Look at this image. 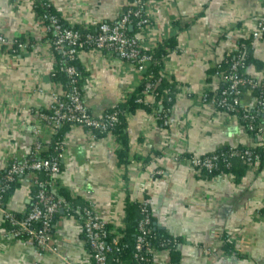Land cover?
<instances>
[{
  "label": "crops",
  "instance_id": "1",
  "mask_svg": "<svg viewBox=\"0 0 264 264\" xmlns=\"http://www.w3.org/2000/svg\"><path fill=\"white\" fill-rule=\"evenodd\" d=\"M48 4L69 28L97 30L124 13L128 0H0V37L19 40L25 49L0 45V172L26 159L39 142L46 151L56 129L45 117L54 96L67 91L52 74L58 54L48 38L39 6ZM151 20L141 36L144 51L175 41L159 61L165 82L149 108L125 114L124 150L112 132L92 137L88 130L67 126L62 136V170L55 189L63 188L76 205H87L113 230L123 229L126 206L146 202L156 229L178 239L179 264H264V168L248 169L240 180L231 174L200 176L191 158L231 147L264 145V113L257 132L249 133L237 116L217 109L212 97L224 79L218 65L264 23V0H146ZM262 70L249 66L252 82L264 78V34L251 46ZM81 93L89 113L100 118L116 109L140 86L142 75L112 52L79 51ZM173 103L168 110L163 101ZM253 88L243 90L244 112L256 109ZM167 113V123L160 114ZM124 162V159H123ZM32 175L21 177L5 210L24 214L32 202ZM52 190L54 188L52 186ZM47 247L39 252L30 239L14 238L0 218V264H88L82 226L64 210ZM230 247L229 250L223 246ZM153 264H170L169 252L158 251Z\"/></svg>",
  "mask_w": 264,
  "mask_h": 264
},
{
  "label": "built area",
  "instance_id": "2",
  "mask_svg": "<svg viewBox=\"0 0 264 264\" xmlns=\"http://www.w3.org/2000/svg\"><path fill=\"white\" fill-rule=\"evenodd\" d=\"M47 9H50L48 4H45ZM146 0H131L127 9L118 18L111 23H100L97 27V32L93 34L82 35L78 31L65 29L60 24L58 19L46 12L42 17L46 23L45 28L48 34L51 35V44L62 54V58L72 62L78 58V53L82 49H87L92 52H112L117 54L122 60L131 64L136 70L142 74L145 73L146 67L152 62V56L146 53L141 47V36L144 30L151 25V20L146 13ZM136 29V33L132 36L129 31ZM264 34V23L258 24L257 30L253 33L254 40H259ZM0 45L10 46L13 52L15 46L17 50L25 49L23 43L16 41L8 42L5 38L0 37ZM244 68L243 63L234 62L227 75H224V82L227 87L221 92L220 99H210L217 109H224L226 113L232 112L240 105V96L242 88L246 85L255 88L256 84L252 81L243 78L239 71ZM69 79V88L62 96H54L48 108V115L45 119L50 122L56 129L62 128L64 125L81 127L86 130L96 131L100 134L108 132L118 123V115L116 112L105 113L100 118L93 117L84 106L82 101L81 89L77 82L79 74L74 66L64 68ZM155 84L146 82L144 89L148 95H154ZM230 97V100H228ZM207 95L204 96V102H207ZM140 102V101H139ZM257 112L254 115H246L250 125L249 130L253 129V122L256 120L257 113L264 112V89L261 95L257 98ZM90 132V131H89ZM92 137H96L95 134ZM41 149V144L37 142L31 150L28 157L21 162L11 163L3 175L0 176V218L3 222H8L13 230L9 231L14 238H19L22 235L35 242L39 252H42L50 241V224L54 214L62 209L68 210L63 204V201L53 194L51 183L45 181L33 180L32 183L36 187L32 197L31 207L29 212L20 220L16 219L12 212L4 209L2 206V195L16 177H23L33 172H48L50 174L58 173L57 158L49 160L32 161V158L37 155ZM61 153L58 155L62 158V144L57 148ZM230 156L241 155L242 159L248 164L249 169H253V165L258 164V156L246 150L238 152L236 148L230 149ZM216 156L201 159H190L194 167L204 168L211 171L215 168ZM147 203H142L141 214L144 216L139 223V236L136 241V256L141 250L146 247V235L149 230L147 228L150 223L149 217L146 215ZM77 219L82 226V232L85 243L88 248L90 263L88 264H106V253L110 251L109 246L104 241L105 238V223L102 222L89 207L83 208ZM41 221V229L38 231L30 228L32 223ZM116 243V240L113 241ZM139 259L142 260L140 257Z\"/></svg>",
  "mask_w": 264,
  "mask_h": 264
},
{
  "label": "trees",
  "instance_id": "3",
  "mask_svg": "<svg viewBox=\"0 0 264 264\" xmlns=\"http://www.w3.org/2000/svg\"><path fill=\"white\" fill-rule=\"evenodd\" d=\"M128 1L131 2V0H128ZM39 9H40L39 12L41 14V17H43L46 12H49L51 15H53L54 17L58 19L60 24L65 29H72L74 31H78L82 35H85V34L95 35L97 32V30H84V29L82 30V29H76V28H69L63 24V22L59 19L56 13L54 12L51 13V9H47L46 5H43V7L42 5L39 6ZM136 32H137L136 29H133L132 31H129L128 33L130 36H132ZM48 38H49V41L51 42L52 38L50 34H48ZM253 41H254V38L252 34L248 39L241 41L238 46V49L232 54H230L229 56H226L224 60L218 65L217 71L222 75V78L224 77V75L228 74L230 67L234 62L243 63L244 68L239 71V74L243 78H246L248 80H250V78H248V76L245 74V70L247 67L254 66L257 70L263 69V65L257 60H255L251 53L250 48L252 46ZM16 42L22 43L19 40H17ZM174 43L175 41L171 42L167 40L164 43L163 47L159 45L156 49H154L155 50L154 53L151 51H147V52L145 51L146 53L152 56V62L147 65L145 73L141 74L142 81H141L140 86L136 88L134 93L131 95V97L128 98V100H126L124 104H121L116 109L110 112H107V113L116 112L118 115V123L113 128H111L108 132H112L114 135H116L117 138L120 140V143L124 147V150L118 151L119 165H122L123 163L127 162V159L125 158L126 156L125 151L127 149L126 134H125V128H126V118H125L126 115L125 114L132 113L138 108L149 110V108L145 105V102H144V96L148 95L144 89L146 82H151L155 84V87H154L155 98L158 99L161 97L162 88H164L167 85H165V82L157 76L158 71L160 70L159 61H161L162 56H165L168 53V51L174 48ZM14 49L17 51L16 46ZM56 51H57V54H58L57 56L59 60L52 74V78L55 81H62L63 83H65V86L68 90L69 79L67 77L66 72L64 71V68L68 66H74L79 74L77 85L81 89L82 71H81V67L78 62V58L72 62H69L68 60L62 58V54L58 50ZM252 83L256 84L255 88L253 89L258 98L264 89V78L258 83L257 82H252ZM226 87H227V84L223 82L221 88L215 95H213L212 97L207 95L208 97L207 101H209L210 99H216V100L220 99L221 92ZM248 87L251 88V86H248V85L244 86L242 88V92L244 89ZM242 92H241V95H242ZM228 100H230V97H228ZM240 100H241V96H240ZM162 103H163L164 109L168 110L171 104L173 103V99L171 98L170 101H163ZM219 110L225 111L224 109H219ZM256 112H257L256 109L250 112H244L241 106L239 105L235 108L234 111L228 112V113L232 115H237L244 122V126L246 130L249 133L255 134L258 128L257 127L258 120L260 119V117L262 116L264 112L260 111L257 113L256 120L253 122L252 130H249L250 123L248 119L245 118V116L254 115ZM160 116L162 120L164 121V123H167V113L166 112L162 113L160 114ZM67 126H70V125H64L62 128L59 129L55 143L51 147H49L48 150L38 152L37 155L32 158V161H37V160H42V159L50 161L51 159L57 158L58 173L53 175L48 172L42 171V172H33V174L31 175H32V181L36 179L38 181H45L47 183H51V185L54 188V192H53L54 196L61 199L63 201V204L68 208V210L66 209L64 210L65 214L68 217L77 218L80 211L83 208L88 207V206L74 204L73 201L68 198L67 193L63 188L59 187L55 189L56 187L55 183L57 184L56 176L59 175L63 167L61 163V159H59L58 157V155L61 152L57 148L59 145L61 146L62 144V136H63L62 132H63V129H65ZM88 131H90L91 133L95 134L98 137H102L107 133L106 132V133L100 134L96 131H91V130H88ZM230 149L231 147L230 148L227 147V148L220 149L212 154L202 156L201 157L202 160L206 158L214 157V156H216L218 159L214 162L215 168H213L210 172L204 168L195 167V169L199 171L200 176L204 178H213L221 174H231L235 177L236 181L244 177L245 174L248 172L249 166L242 159L241 155H236V156L231 157L230 152H229ZM236 150L241 153L248 150L252 152L253 154L257 155L259 159L258 164L253 165L254 166L253 169L254 168H258V169L264 168V145L260 147H256V148L236 147ZM123 159H124V162H123ZM3 173L4 172H0V176L3 175ZM20 180H21V177H16L11 183L8 184V187L5 190L4 194L2 195V199H1L2 206L4 208H5V204L7 200L13 194L15 189L18 187ZM32 181H31L32 193L34 195L36 187L33 185ZM142 203L143 202H136V203L126 206V210H125L124 218L122 222L123 229L119 228V229H116L115 231L111 227L112 225L105 224L104 241L107 243V245L110 248V251L106 253V264H153V255L156 252L162 251V250H166L169 252L170 264H179L180 254L177 251L178 239L172 238L165 231L158 230L155 228L153 224V219L150 214V210L148 208V204L146 208V215L149 217L150 223L147 226L149 233L148 235H146V238H145L146 247H144L141 250L140 254L136 256L135 246H136L137 238L139 236V223L144 217L141 214ZM29 210L30 208L24 214L15 213V212H12V213L15 215L16 219L20 220L29 212ZM58 211L53 216V220L50 224L49 234H51L53 230V225L55 224V220L58 216L57 214ZM41 224H42L41 221H37L35 223H32L30 228L32 230L38 231L41 229ZM3 227H5L7 232L13 230V227L8 222L3 221ZM19 239H29V238L25 234L19 237ZM114 240H116V243H113ZM223 248L224 249L228 248L229 250L231 249L230 247L226 245H224ZM140 257L142 258V260L139 259Z\"/></svg>",
  "mask_w": 264,
  "mask_h": 264
}]
</instances>
